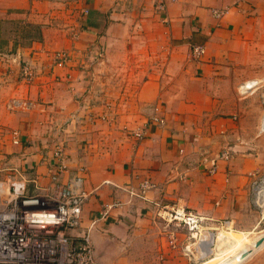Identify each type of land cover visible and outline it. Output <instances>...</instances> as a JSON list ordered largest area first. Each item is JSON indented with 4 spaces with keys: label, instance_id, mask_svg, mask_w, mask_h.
Here are the masks:
<instances>
[{
    "label": "crops",
    "instance_id": "obj_1",
    "mask_svg": "<svg viewBox=\"0 0 264 264\" xmlns=\"http://www.w3.org/2000/svg\"><path fill=\"white\" fill-rule=\"evenodd\" d=\"M217 10L227 13L217 18ZM11 24L35 34L19 40L13 31L0 43L11 69L5 86L12 98L35 99L38 119L5 136L0 185L42 195L84 169L81 225L69 234L78 244L89 230L93 264H191L186 232L175 230L171 246L162 209L184 208L213 229L256 228L249 193L264 177V0H0V36ZM100 45L103 63L82 65ZM193 46L206 51L193 58ZM64 49L74 62L52 67L51 54ZM24 60L36 66L33 82L17 76ZM249 83L241 98L239 87ZM85 89L84 99L75 97ZM114 89L124 90L120 100H112ZM245 104L255 111L252 125L237 113ZM156 106L163 125L150 121ZM54 122L68 123L49 132ZM226 145L231 161L209 175L202 156ZM57 146L67 157L63 172L55 167ZM145 181L155 187L143 194ZM252 257L264 264V247Z\"/></svg>",
    "mask_w": 264,
    "mask_h": 264
},
{
    "label": "built area",
    "instance_id": "obj_2",
    "mask_svg": "<svg viewBox=\"0 0 264 264\" xmlns=\"http://www.w3.org/2000/svg\"><path fill=\"white\" fill-rule=\"evenodd\" d=\"M160 9H164L161 2ZM227 10L214 11L217 18L223 17ZM206 49L204 46H193L192 57L200 58ZM53 64L63 68L70 60V55L65 51L52 54ZM20 76L27 83L33 82L37 77L35 64L28 60L19 61ZM12 112H34L36 103L30 99L13 97L6 104ZM161 108L154 107V114L150 121L163 125L165 119L160 116ZM147 129L138 132L137 137L145 136ZM18 144V138L15 140ZM62 146H57L54 153L55 167L59 172L66 170V154ZM183 153V150L180 151ZM232 146H224L217 155L202 156L201 163L209 175L219 172L220 164H229L232 159ZM229 175V167L225 169ZM84 169L68 179L66 184L54 181L53 192L47 194L26 195L17 193L10 196L7 204L0 209V264H93L94 244L89 230L81 233L80 243L75 244L71 230L81 225L83 204L86 202L84 190ZM2 185H0L1 188ZM154 185L145 181L142 192L154 189ZM10 192V188H9ZM10 194V193H9ZM251 202L257 209L264 207V177L252 182L250 187ZM159 217L168 226H171V246H176L175 230L182 229L188 234V244L184 247L186 254L191 256V264H197L198 257L192 254L200 239L211 244L213 249L218 231L229 225L225 223L217 229L209 228L204 224V218L187 211L184 208L162 209ZM194 241V242H193ZM193 242V243H192ZM209 250V249H208ZM207 254L212 255L208 251ZM193 255V256H192ZM200 257V256H199ZM194 259V260H193Z\"/></svg>",
    "mask_w": 264,
    "mask_h": 264
},
{
    "label": "rangeland",
    "instance_id": "obj_3",
    "mask_svg": "<svg viewBox=\"0 0 264 264\" xmlns=\"http://www.w3.org/2000/svg\"><path fill=\"white\" fill-rule=\"evenodd\" d=\"M13 31H15L16 32V34H17V37L19 38V40H24V38L25 37H28V36H34L33 34H35L34 32H35V30H31V29H29V27H22V26H15V25H13V24H11L10 25V28H9V31L7 30H5V34H3L2 36H0V43H2V42H4L3 40H5L6 38H10L14 33H13ZM19 42H21V41H19ZM17 43H18V41H17ZM65 50V49H64ZM95 50L97 51V52H95L94 53V50H92V52L95 54V56H91V51H89V50H87L86 51V53H85V56H82V58H83V61L84 62H82L81 64L82 65H85V64H87V65H91V64H98V62L100 63V64H102L103 62V59H104V53H105V51H104V48H103V46H101L100 45V48H95ZM63 51V50H62ZM55 51H53V53H54ZM65 52H69V51H66L65 50ZM88 52V53H87ZM52 53V52H51ZM52 53V54H53ZM52 54H51V56H52ZM70 55V58H71V60L65 65L66 67L68 66V65H70L71 63H73L74 61V56L70 53L69 54ZM86 55H88L89 57H87ZM2 58H3V56L1 57L0 56V145H5V136L6 135H9L8 133H10V135H11V133H12V131H13V128H15V126L17 127H19V126H21V125H23L24 123H28V122H31V121H37V117L36 116H34V115H32L33 113H35L36 115H37V112L36 111H34V112H22V114H18V116H17V114H13L14 112H12V111H10V110H8L6 107V104H7V102H8V100L10 99V98H12V96H15V94H10V93H12L11 92V88L9 87V88H6L7 86H5L6 84H8L9 82L8 81H11L10 80V75H11V69H5L6 68V63H8V61H4V60H2ZM160 60V59H159ZM28 61H30L31 62V60H28ZM157 61V60H156ZM159 63V62H158ZM17 64H18V77H21L20 76V69H19V65H20V62H17ZM51 65H52V67L54 66V67H57V66H55V64H53V63H51ZM64 66V67H65ZM63 67V68H64ZM62 68V69H63ZM53 69H55V68H53ZM38 75V74H37ZM85 75V74H84ZM102 75V77H103V75L104 74H101ZM88 75H85L84 77H83V79L84 80H87L88 78ZM55 82H56V80H55ZM2 83H5V84H3L2 85ZM2 85V86H1ZM242 85V84H241ZM240 85V86H241ZM99 92H103L102 90L101 91H99ZM108 92V91H107ZM110 92V96H111V98H112V100H115V101H117V100H120L119 98V93H124V90H120V89H114V90H110L109 91ZM238 92H239V94L241 95V98L242 97H244V96H246V93L247 92H244L243 91V88L242 89H240V87H239V89H238ZM78 94V93H77ZM81 94L82 95H80V96H78V95H76V93H75V97L76 98H79V99H82L83 98V96H87L88 94H89V90L88 89H85V90H83L82 92H81ZM29 97V96H28ZM115 97V99H113ZM84 99V98H83ZM31 100L34 102V103H36L35 102V99H32L31 98ZM260 105H261V108H262V111L264 112V103H261L260 102ZM116 107H115V109H117V107H118V104H116L115 105ZM253 108V106H250V105H248V104H245L244 106H242V111L241 110H238L237 111V113H240L242 116H243V121H244V124L245 125H252V120H253V117H254V114H255V111L252 109ZM116 112H117V110H116ZM19 115H21V117H19ZM32 115V116H31ZM91 116V115H90ZM82 118V117H81ZM87 121V120H86ZM120 121V120H119ZM254 121V120H253ZM113 124L114 125H119V126H121L120 124H121V122H117L116 121V119H114L113 120ZM67 123L68 122H66V123H59L58 125H56L55 124V122L54 123H52L53 125L51 126L50 124H48L47 125V130L49 131V132H51V131H56V129L55 128H60V129H64L66 126H67ZM20 124V125H19ZM123 126L125 127V129H126V124H124L123 123ZM17 127V128H18ZM55 129V130H54ZM10 131V132H9ZM18 131V130H17ZM63 147V146H62ZM7 184V185H6ZM5 186H7V188H8V190H9V186H10V184L9 183H4V184H2V187H5ZM16 188L13 186V187H11V189H10V192H8V194H5V193H3V192H1V188H0V198L1 199H3L2 201H4V203L3 204H5V203H7L6 201H7V199L9 198V196H14V194H17V190H15ZM48 190V192L50 193V192H53V190L52 191H50L51 189H47ZM10 193V194H9ZM26 195H30V194H26ZM249 196H250V200H251V194L249 193ZM2 207V206H1ZM3 208V207H2ZM251 208H252V211H253V214H254V218L256 219V224H257V226H256V228L254 229V230H251V231H241V230H239V229H236V228H234V227H231V226H229V225H226V227H224V228H221L220 230H222V229H227V230H231V228H232V230H234V232H236V233H241V232H248V239H249V242L251 241V240H253V239H257L260 235H263L264 234V207L262 208V209H257V208H255L254 207V205L252 204V202H251ZM231 227V228H230ZM186 232V231H185ZM189 239H188V234L186 233V241H188ZM194 242V241H193ZM192 242V243H193ZM248 242V243H249ZM195 248H197L196 250L194 249V246H193V248H192V254L193 255H195L196 257H198V260L196 259V258H194L196 261H197V264H202V263H206V264H214V261H212V262H209L206 258L207 257H209V256H211L210 254H201L200 252H199V250H198V245H196L195 246ZM213 248H215V246L213 247ZM257 253V252H256ZM255 253V254H256ZM192 255V256H193ZM254 255V254H253ZM252 255V256H253ZM200 256V257H199ZM250 257V264L251 263H253L254 261H253V257ZM252 258V259H251ZM193 259V260H194ZM248 260V259H247ZM246 260V261H247ZM245 261V262H246ZM209 262V263H208ZM249 264V263H248Z\"/></svg>",
    "mask_w": 264,
    "mask_h": 264
},
{
    "label": "bare ground",
    "instance_id": "obj_4",
    "mask_svg": "<svg viewBox=\"0 0 264 264\" xmlns=\"http://www.w3.org/2000/svg\"><path fill=\"white\" fill-rule=\"evenodd\" d=\"M252 86V83L244 85L243 91H250L249 88ZM260 131H264V114L260 123ZM1 192L8 194L9 190L7 186H1ZM248 235V232L236 233L234 230H232V228L231 230L222 229L218 231L217 237L215 239V248L212 250H210L211 248H208L211 244V239L208 242L200 239L198 242V250L201 254H206L208 251L209 253L211 252L212 255L206 259L209 262L214 261V264H243L253 254L264 247L263 241V243L258 248L254 249L257 241L261 238H264V234L260 235L257 239L251 240L250 242ZM244 252H251V254L247 257V259L241 260V254ZM202 264L206 263L204 262Z\"/></svg>",
    "mask_w": 264,
    "mask_h": 264
},
{
    "label": "water",
    "instance_id": "obj_5",
    "mask_svg": "<svg viewBox=\"0 0 264 264\" xmlns=\"http://www.w3.org/2000/svg\"><path fill=\"white\" fill-rule=\"evenodd\" d=\"M264 241V238H261L260 240L257 241V243L255 244V248H258ZM252 252V251H251ZM251 252H244L241 254V260H245L247 259V257L251 254Z\"/></svg>",
    "mask_w": 264,
    "mask_h": 264
}]
</instances>
